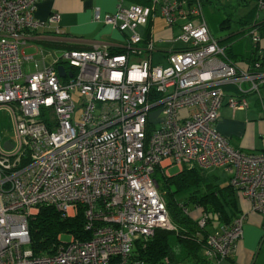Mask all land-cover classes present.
Wrapping results in <instances>:
<instances>
[{
    "label": "built area",
    "instance_id": "obj_1",
    "mask_svg": "<svg viewBox=\"0 0 264 264\" xmlns=\"http://www.w3.org/2000/svg\"><path fill=\"white\" fill-rule=\"evenodd\" d=\"M41 1L0 0V111L10 113L14 126L13 139H0V264H137L131 262L136 242L173 229L155 179L156 173L171 176L173 167L234 168L232 186L264 212V154L234 149L215 127L223 87L260 95L264 72L258 62L250 72L228 59L201 3L184 9L189 0H153L124 7L119 0L114 13L96 10L94 21L125 36L124 53L62 50L49 54L46 67L45 58L23 57L28 31L61 34L58 13L36 18ZM157 7L168 28L182 27L180 39L189 44L165 52L167 66L153 63V32L139 33ZM250 37L256 47L258 33ZM32 61L43 68L27 73ZM228 101L233 110L248 107L243 98ZM158 108L162 118L154 123L149 115ZM45 205L66 218L82 210L90 238L60 237L54 252L36 254L29 221ZM242 236L238 219L214 232L209 244L222 260Z\"/></svg>",
    "mask_w": 264,
    "mask_h": 264
},
{
    "label": "trees",
    "instance_id": "obj_2",
    "mask_svg": "<svg viewBox=\"0 0 264 264\" xmlns=\"http://www.w3.org/2000/svg\"><path fill=\"white\" fill-rule=\"evenodd\" d=\"M241 1L242 5H246L248 0ZM134 2L144 5L140 0ZM206 3L207 1L203 3V6ZM261 3H264V0H257L256 8L240 18L237 22L240 30L225 38L217 39L228 59L250 72L258 70L255 68L257 62L260 63V69L264 72V56L258 54V50L261 49L259 44L261 38L256 47L251 44L245 45V39L250 37L252 32L264 30V19H260L257 15ZM231 22L232 18L229 17L222 20L219 31L230 30ZM52 46L63 50L77 49L68 44L57 43ZM122 53H124L122 48L110 50V54ZM228 87L224 86L225 91L229 89ZM249 93L258 96L260 101H264L262 98L264 89L260 95L257 92ZM155 179L165 200L173 229H157L151 238L136 242L131 254V262L137 264L219 263L221 254L209 244V239L216 227L232 228L240 217L242 211L238 201L239 191L231 183L222 185L216 175L197 165L185 167L176 175L161 174ZM202 218H205L204 226L200 225ZM29 226L31 249L38 255L54 252L60 245V237L64 239L65 236H75L80 240L90 238L89 233L85 231L82 210L76 217L66 218L52 206H41L38 213L30 219ZM172 238L175 245H172ZM175 247L181 249L182 260L177 258Z\"/></svg>",
    "mask_w": 264,
    "mask_h": 264
},
{
    "label": "crops",
    "instance_id": "obj_3",
    "mask_svg": "<svg viewBox=\"0 0 264 264\" xmlns=\"http://www.w3.org/2000/svg\"><path fill=\"white\" fill-rule=\"evenodd\" d=\"M134 1L135 0H124L122 4L124 7H129L130 5L137 4ZM140 1L144 3V6H151L153 3V0ZM206 1L207 0H189L188 5L184 6V9H188V7L201 3L204 13L206 7L203 6V3ZM118 4L119 0L41 1L38 4L37 11L35 13L36 18L40 21H46L51 12L58 13L61 17V34L57 35L44 28L38 29L37 31H28L26 33V44L23 48V57H30V55H26L25 50L33 47L36 43H42L47 48L53 47L52 44L57 43L65 45L68 44L76 47L77 51L93 50L95 47H107L109 51L112 49H121L120 45L124 43L125 36L110 25L94 21V13L96 10H99L101 15L114 13L117 10ZM158 19L164 20L161 16L159 8L157 7L153 20H151L148 24V29L146 28V32L144 34L146 37H149L151 31L153 32L154 22ZM166 27L167 25L165 22V29L163 27L162 32L156 33L168 34L170 31L173 32V29L168 27L166 29ZM149 29L151 30L148 31ZM257 33L261 38L259 43L261 49L258 50V54L264 56V30ZM158 42L168 44L161 39H159ZM250 44L252 45L251 40ZM250 44L245 43L247 46ZM165 52L168 51L157 49L155 43V53L152 56L153 63L156 53L162 56L161 62L163 63ZM245 55L247 56V54ZM29 63L30 62H26L25 69L31 68V64ZM50 63L51 62L48 63L46 60L44 65L48 67ZM35 68L36 71L38 69L41 70L43 68V64L39 63V68L36 67V65ZM227 86H229V89H226V91L223 87L225 99L219 111V120L215 126L217 131L229 141L230 145L234 149L240 152L264 154V101H260L258 96L249 92L245 94L238 92V89L234 85ZM244 86L247 87V85H243V87ZM230 97L245 99L248 103V107L233 110L228 101ZM252 98L253 100H251ZM262 98L264 100V97ZM225 169L233 176L235 172L234 168ZM232 176L230 177L228 184L231 183ZM238 201L242 211L238 219H242L243 236L236 239L229 256L220 260L218 264H264V212L255 211L253 209L252 202L249 201L241 191L238 193ZM214 231L215 233L220 231V227H216Z\"/></svg>",
    "mask_w": 264,
    "mask_h": 264
},
{
    "label": "rangeland",
    "instance_id": "obj_4",
    "mask_svg": "<svg viewBox=\"0 0 264 264\" xmlns=\"http://www.w3.org/2000/svg\"><path fill=\"white\" fill-rule=\"evenodd\" d=\"M241 0H212V2H209L207 0L206 9L204 10L205 19L208 23V27L210 30V33L212 36H214L216 39H222L225 38L232 33H236L238 29L240 30L239 25H237V22L240 20V18L247 13H249L252 9L256 8L257 0H248L246 2V5H242ZM257 15L260 16V19H264V11L260 10V8L257 10ZM232 18L231 22V29L225 32L219 31V24L222 20L226 18ZM186 22L181 21L179 24L182 25ZM194 25H198L199 21L197 19L193 20ZM163 27L165 29V22L163 19H158L154 22V42L156 43L157 49L167 50L171 51L175 48H186L189 47L188 43H185L183 40L180 39V37L183 35V29L182 27H175L173 29V32L170 31L168 34H157L156 32H162ZM147 25H143L139 27V33L141 35H144L146 32ZM167 29V27H166ZM166 39L168 40L167 43L158 42L159 39ZM177 40L173 43L171 42L173 39ZM250 37H247L245 39L246 44H250ZM63 49L53 48V47H46L42 43H36L33 47H30L25 50L26 55L34 56L35 61L41 60L45 58L47 62H51L52 57L49 54H55L58 55ZM162 59L161 55H158V53L154 56V64H158ZM164 59V58H163ZM35 61L30 62L31 68H27L25 71L27 73H32L36 71L35 68ZM168 62L165 59L163 61V65L167 66ZM253 100V98L251 99ZM150 120L154 123H157L159 119L162 118L161 114V108L155 109L150 112ZM14 136V126L13 121L10 113L6 110L0 111V139L4 143L7 140L13 139ZM209 173L216 175L219 178V182L222 185H227L229 183L230 177L232 174L227 171L225 168H210L208 169ZM180 171L178 168L173 167L170 169L171 175H176ZM161 175V173H156V176ZM70 240V237H64V241L68 242ZM172 245H175L174 239L172 238ZM175 254L179 260H182V252L179 247H175L174 249Z\"/></svg>",
    "mask_w": 264,
    "mask_h": 264
},
{
    "label": "water",
    "instance_id": "obj_5",
    "mask_svg": "<svg viewBox=\"0 0 264 264\" xmlns=\"http://www.w3.org/2000/svg\"><path fill=\"white\" fill-rule=\"evenodd\" d=\"M57 70L59 72L60 77H65V70L63 66H58Z\"/></svg>",
    "mask_w": 264,
    "mask_h": 264
}]
</instances>
